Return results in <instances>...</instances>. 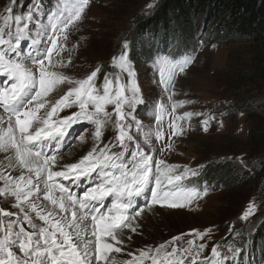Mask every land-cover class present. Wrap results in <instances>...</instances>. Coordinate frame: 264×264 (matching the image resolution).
I'll return each mask as SVG.
<instances>
[{"label": "rangeland", "instance_id": "rangeland-1", "mask_svg": "<svg viewBox=\"0 0 264 264\" xmlns=\"http://www.w3.org/2000/svg\"><path fill=\"white\" fill-rule=\"evenodd\" d=\"M80 3L81 0H0V29L4 31L5 39L9 38V33L15 37L18 27L15 16L23 17L19 28L23 30L26 38L21 40L19 55L12 53V58L26 67H35L33 62L43 58L45 54V45L47 37L52 34V25L66 20ZM161 3L162 0H89L81 18L66 30L69 35V43L65 45L66 51L61 52L59 57L53 55L52 63L62 60L65 66L56 64L55 68H52L51 63L46 61V64L50 70L63 72L75 79L86 78L91 71L97 67L101 68L96 84L98 91L102 93L105 75L113 81L119 76L122 84L128 83L127 73L121 72L117 66L119 57L126 51L128 60L136 72L141 101L134 112L136 119L140 121V127L137 128L133 124L125 129L133 136L132 147L134 148L136 142L150 140L157 147L163 148L158 158L165 159L169 164L199 170L197 176L189 173L183 183L186 187L195 188L204 194L183 208L157 205L152 211L145 210L138 219L139 223L134 224L137 226V231L132 233L134 245L131 249H125L126 251H132L138 256L139 253L134 250L151 246L153 251L142 264H151L153 256L157 257L159 264H168V261L172 260H183L184 264H192V256L186 252L167 256L172 247L178 250L188 248L187 241L191 240L194 250L200 243L206 244V248L197 257L196 264H201L205 258L208 264H213L214 260H220L223 264H264V238L256 237L264 224V156H255L250 152L247 145L249 124L245 115L234 109V106L242 102L237 101V94L242 95V89H245V85L238 87L236 79L243 70L252 71L254 64H264V44L243 42L237 37L227 40L223 38V31L212 34L214 19L206 18L203 5L199 3L195 6V20L186 26L187 32L184 31L188 37L185 38L183 31L176 30L175 38L172 37L170 44L164 28L151 33L152 27H146V24L157 16ZM8 7L12 8L11 13L6 11ZM29 13L31 18L28 17ZM62 35L58 37V46ZM33 40L37 41V44H33ZM183 42L185 46H181ZM125 44L128 45L127 49H124ZM4 47L6 46L0 45V49ZM189 57L195 59L185 73L178 75L175 89L172 91L176 93L174 100L191 103H185L173 113L172 102L168 100L169 93L163 91V84L160 83L162 61L167 59L182 62ZM11 83L6 76L0 75V86H10ZM115 86L114 83L113 87ZM259 90L250 91L253 96L250 100L253 99L257 104L264 100V82L260 83ZM66 91L67 85H60L46 99H58L59 95ZM126 95L130 93L126 92ZM161 105L162 112L159 111ZM76 110L78 109H64L59 116L63 117ZM107 110L114 113L112 105H108ZM185 111L201 115H194L191 120L176 121L177 125L183 128L182 134L177 136L170 125L174 117L182 116ZM43 113L44 109H41L37 118ZM157 115H160L159 121L156 119ZM0 116H4L5 122L7 116L2 105ZM204 120H208L207 125L203 124ZM13 121L15 123V118ZM204 127L208 130L204 131ZM94 130L95 125L87 122L73 125L60 147L54 146L53 151L58 158L63 159L71 151H80L81 155L74 161L77 162L92 147ZM102 131L99 147H103L119 132L112 122H108ZM158 131L161 133L159 139ZM79 136L86 137V140L81 141ZM119 151V147H113L109 154ZM130 154L131 149L125 154V158H130ZM6 155L0 153V160ZM224 173L231 174L232 177L238 176L237 180L241 182L226 185V176H222ZM246 173L250 174L251 178L242 182V176ZM257 173L261 180L256 179ZM92 175L94 177L96 173ZM205 175L209 176L207 181L201 182ZM211 180L214 184L209 182ZM82 181L78 192L80 196H83L85 189L96 183L92 179L82 178ZM68 185L72 186L69 189L75 193L76 187L70 180ZM4 186V181L0 180V188ZM149 198L150 192L146 189L135 198V205L140 207ZM110 199L111 197L108 198L109 201ZM14 203V197L0 196V208L16 213L13 217H0L5 229L9 220H22L23 214L12 207ZM249 209L251 211L247 219H244L242 214ZM29 214L37 225V233L39 228L47 227L34 212L29 211ZM20 226L26 231H33L23 222L22 225L13 224V232H17ZM125 231L131 232L130 229ZM196 232L207 234L200 239ZM3 235L0 231V237ZM173 237L181 239L172 244L167 243ZM161 244H164V248L157 253L156 249ZM213 246L217 247L219 257H213L211 254ZM236 249L239 251L233 258L230 250ZM13 251L18 257L29 259V264L34 259L23 257L18 246H13ZM226 253L229 255L228 260L223 259Z\"/></svg>", "mask_w": 264, "mask_h": 264}, {"label": "snow or ice", "instance_id": "snow-or-ice-1", "mask_svg": "<svg viewBox=\"0 0 264 264\" xmlns=\"http://www.w3.org/2000/svg\"><path fill=\"white\" fill-rule=\"evenodd\" d=\"M14 2V0H13ZM89 0H81L75 11L66 19L60 20L52 25V34L47 37L45 54L43 58L35 60L32 65L26 67L11 54L19 55L18 49L21 40L25 39V33L19 28L22 16H15L18 26L15 37L9 33V38H4V31L0 29V45L6 47L0 49V75L6 76L12 83L10 86H0V105L3 106L4 114L7 116L8 129H0V153H6L4 157L9 166L20 171V175L13 177L0 172V180L5 186L0 188V196H11L15 198L12 207L22 213V220H9L7 228L0 220V231L4 233L0 237V264H29V259L18 257L13 251V246H18L23 257L34 258L31 264H142L149 258L153 251L151 246L138 249V256L132 251H127L131 259H117L114 254L121 253L131 242V232L137 231L134 221L141 218L142 213L152 211L154 206L166 208H183L204 193L195 188H188L183 183L189 173L192 176L199 175V170L190 169L187 166L169 164L165 159L158 158L163 148L157 147L150 140L143 143L136 142L134 148L131 142L133 136L129 135L126 128L140 127V121L136 119L134 112L136 106L141 102L139 98L140 89L136 82V72L128 60L125 51L119 57L118 67L121 72H126L129 80L127 84L121 83L117 76L115 81L108 75L104 76L102 93L98 91L96 78L101 68L97 67L91 71L86 78L75 79L60 71L50 70L46 61L55 68L56 64L63 65L62 60L52 63L53 55L59 57L60 53L66 51L65 45L69 43V35L66 30L81 18ZM8 13L12 8L6 9ZM31 18V13L28 14ZM9 19V17H5ZM58 46V37L61 35ZM33 44L37 41L33 40ZM31 46V45H30ZM128 45H124L127 49ZM194 57H189L182 62H172L164 59L160 69V83L163 91L169 93L168 100L172 102V112L182 108L190 101L174 100L176 94V78L179 74L193 63ZM115 83V87L113 84ZM60 85H67V91L59 98L46 99ZM63 91V89H61ZM178 91V89H176ZM130 93V95H126ZM112 105L114 113L107 110ZM76 108L70 114L59 116L64 109ZM44 109L42 116L37 118V113ZM159 111H163V105ZM201 113L185 111L182 116L174 117L170 128L174 134L179 136L183 128L178 126V120H191ZM57 117V119H53ZM131 117V119H129ZM13 118L15 124L13 125ZM160 120V115L156 117ZM87 122L95 125L92 134V147L82 155L77 162L61 163L55 151L48 153L53 141L59 148L61 142L68 134L73 125ZM112 122L119 130L118 135L112 140L99 147L103 136L102 129ZM4 123V116H0V124ZM204 125L208 120L203 121ZM159 128V124L157 125ZM30 128L32 131H30ZM17 130L19 136H17ZM204 127V131H207ZM161 133L157 132V139ZM81 141L86 137L79 136ZM113 147H119L120 151L109 154ZM131 149L130 158L125 154ZM129 165L131 167H129ZM53 166H58L56 170ZM203 165L200 166V169ZM24 169L28 175L25 176ZM93 173L96 176L93 177ZM71 181L77 184L81 178L96 181L83 191L82 198L77 197L65 184ZM150 192V198L144 205L137 207L135 198L146 191ZM54 191L61 195L54 197ZM206 192V190H205ZM43 193V200L49 201L54 207L47 209L39 202ZM111 197L109 205L104 201ZM59 208V213L55 208ZM29 211L47 225L37 229ZM251 209L242 214L247 219ZM70 212V218L62 215ZM16 213L0 208V217H13ZM26 222L33 231H26L23 226L17 232H13V224ZM87 234L88 238L85 239ZM207 233L196 232L203 239ZM181 237H173L167 243L172 244ZM189 247L178 250L171 248L167 256H175L179 252H186L192 256V264H196L197 257L206 248V244L200 243L194 250L192 241H187ZM164 248L161 244L156 252ZM235 257L236 250H230ZM195 252V255H193ZM213 257H219L220 253L216 246L211 249ZM224 260L229 259L226 253ZM151 264H159L156 256L151 257ZM168 264H184L183 260L168 261ZM201 264H208L207 258ZM213 264H223L220 260H214Z\"/></svg>", "mask_w": 264, "mask_h": 264}, {"label": "trees", "instance_id": "trees-1", "mask_svg": "<svg viewBox=\"0 0 264 264\" xmlns=\"http://www.w3.org/2000/svg\"><path fill=\"white\" fill-rule=\"evenodd\" d=\"M198 3L203 5L206 18L214 19L212 34L223 31V38L227 40L237 37L243 42L264 44V0H162L157 16L146 24V27H152L151 33L159 32L164 28L171 44L172 37L175 38V31L187 32L186 26L195 20V6ZM184 35H186L185 38L188 37L187 33ZM182 44L185 46V42L181 43V46ZM262 65L254 64L252 71L243 70L236 79L238 87L245 85V89H242V95L237 94V101L242 102L234 106V109L245 115L247 119L249 124L247 145L255 156L262 154L264 156V100L260 104L253 99L250 100L253 98L250 91H260V83L264 82V66ZM262 165L264 166V162ZM230 175L226 173L222 175L226 176L224 181L226 185L241 182L237 180L238 176ZM207 177L209 176L205 175L201 182L207 181ZM247 178H251L248 173L242 176V182ZM256 179L261 180L259 173L256 174ZM209 182L213 183L212 180ZM256 237L264 238V224Z\"/></svg>", "mask_w": 264, "mask_h": 264}, {"label": "bare ground", "instance_id": "bare-ground-1", "mask_svg": "<svg viewBox=\"0 0 264 264\" xmlns=\"http://www.w3.org/2000/svg\"><path fill=\"white\" fill-rule=\"evenodd\" d=\"M15 123H14V121H13V125H14ZM8 123H7V118H6V120H5V122L0 126V129H3V130H7L8 129ZM17 136H19V133H18V130H17ZM56 142H52V146L51 147H49V149H48V153L49 154H51V152L53 151V149H54V146L56 147V144H55ZM60 147V146H59ZM1 155H2V153H1ZM81 155V153H80V151H78L77 153H73L72 151L69 153V155L68 156H66L64 159L62 158L61 160H60V162L61 163H68V162H74V161H76L77 160V158L79 157ZM3 159V160H2ZM56 170H58V166H53ZM24 171V174H25V176H27L28 175V173H27V170L26 169H24L23 170ZM0 172H3L5 175H11V176H13V177H17V176H19L20 175V171H16V170H14V167L13 166H9V163H8V161L7 160H5L4 158H1V160H0ZM58 180H59V182H61V183H63V184H65V186H67L68 188L69 187H72V186H70V185H68V181H64V180H62L61 178H57ZM83 181H82V178H81V181L79 182V183H77V184H73L75 187H76V191H75V195L77 196V197H80V198H82V196H80L79 195V190H80V186H82V183ZM71 184V183H70ZM53 195H54V197H58V196H60L61 194L58 192V191H54V193H53ZM112 199V198H111ZM111 199H110V201L108 200V198L104 201V203H105V205H108V204H110V202H111ZM39 202L40 203H42L47 209H52L54 206L49 202V201H44L43 200V193L41 194V196H40V200H39ZM55 211L57 212V213H59V208L58 207H56L55 208ZM155 213V212H154ZM149 214H150V212H149ZM62 215H67L69 218H70V216H71V213L70 212H68V213H66V214H62ZM143 219V218H142ZM145 220H146V218H144ZM152 219V218H151ZM154 219V218H153ZM135 223H139L138 221H134V224ZM143 223V222H142ZM147 223V222H146ZM146 223H144V225H146ZM141 225V224H140ZM129 233V235H131V237H132V239H131V242H130V244H128L126 247H125V249H131L132 247H133V245H134V242H133V239H134V237H133V235H132V233L133 232H128ZM88 238V236L87 235H85V239H87ZM135 247V246H134ZM123 250L122 252H121V254L120 255H118V253H116V254H114L115 256H116V258L117 259H131L132 257H129V256H127V251L126 250ZM135 252L137 251V250H134ZM125 252V254H123ZM134 253V252H133ZM137 253V252H136Z\"/></svg>", "mask_w": 264, "mask_h": 264}]
</instances>
